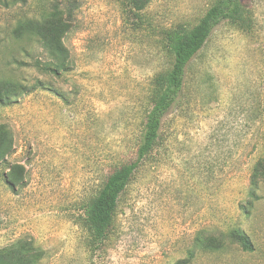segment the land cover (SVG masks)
I'll use <instances>...</instances> for the list:
<instances>
[{
    "label": "rangeland",
    "instance_id": "1",
    "mask_svg": "<svg viewBox=\"0 0 264 264\" xmlns=\"http://www.w3.org/2000/svg\"><path fill=\"white\" fill-rule=\"evenodd\" d=\"M13 1L0 4V264H264V0H241L191 61L98 241L85 211L136 161L171 43L218 0ZM52 58L57 76L33 66Z\"/></svg>",
    "mask_w": 264,
    "mask_h": 264
},
{
    "label": "trees",
    "instance_id": "2",
    "mask_svg": "<svg viewBox=\"0 0 264 264\" xmlns=\"http://www.w3.org/2000/svg\"><path fill=\"white\" fill-rule=\"evenodd\" d=\"M14 3L13 0L0 1L4 8H9ZM242 14L243 5L241 0H218L209 7L203 17L188 33L175 38L171 43V68L162 80L164 87L162 92L156 98L145 119L136 161L111 174L97 197L85 211V221L90 227L95 240H101L105 236L111 224L119 196L125 190L139 164L155 145L163 119L180 98L183 87H185L187 70L191 61L204 48L209 37L218 26L224 22L241 20ZM42 46L51 56L49 45L42 41ZM33 66L40 71L55 76L65 70L64 63L55 58L46 62L36 61ZM4 96L6 99L9 98L10 91L8 88L2 87L0 89V100ZM4 144L5 139H0V153L5 146ZM5 150L3 149L2 154H5ZM228 233L231 242L239 245L242 252L252 253L254 251L252 243L243 233H239L237 230H231ZM22 264H25V262L22 261Z\"/></svg>",
    "mask_w": 264,
    "mask_h": 264
}]
</instances>
